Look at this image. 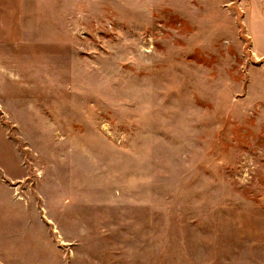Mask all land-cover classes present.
Here are the masks:
<instances>
[{
    "label": "rangeland",
    "instance_id": "rangeland-1",
    "mask_svg": "<svg viewBox=\"0 0 264 264\" xmlns=\"http://www.w3.org/2000/svg\"><path fill=\"white\" fill-rule=\"evenodd\" d=\"M239 1L0 0V264H264Z\"/></svg>",
    "mask_w": 264,
    "mask_h": 264
},
{
    "label": "crops",
    "instance_id": "crops-1",
    "mask_svg": "<svg viewBox=\"0 0 264 264\" xmlns=\"http://www.w3.org/2000/svg\"><path fill=\"white\" fill-rule=\"evenodd\" d=\"M239 8L243 13L241 20L250 42L251 53L253 56L264 58V0H240ZM7 172L8 169L0 165V216L7 210L5 215L9 217L17 215L16 203L21 201V198L14 197L15 193L9 192V181L12 179L7 178Z\"/></svg>",
    "mask_w": 264,
    "mask_h": 264
}]
</instances>
